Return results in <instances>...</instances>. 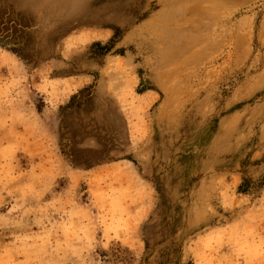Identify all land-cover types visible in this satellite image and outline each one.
Listing matches in <instances>:
<instances>
[{
	"label": "rangeland",
	"instance_id": "rangeland-1",
	"mask_svg": "<svg viewBox=\"0 0 264 264\" xmlns=\"http://www.w3.org/2000/svg\"><path fill=\"white\" fill-rule=\"evenodd\" d=\"M0 264H264V0H0Z\"/></svg>",
	"mask_w": 264,
	"mask_h": 264
}]
</instances>
